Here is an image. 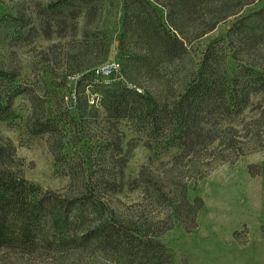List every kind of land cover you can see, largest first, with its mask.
<instances>
[{
	"label": "rangeland",
	"instance_id": "obj_1",
	"mask_svg": "<svg viewBox=\"0 0 264 264\" xmlns=\"http://www.w3.org/2000/svg\"><path fill=\"white\" fill-rule=\"evenodd\" d=\"M157 7L166 18L167 8ZM262 7L264 0H258L244 14ZM124 19V0H0V67L12 70L23 90L15 99L17 117L0 122V144L13 142L15 168L51 190L63 208L47 218L34 251L0 249V264H171L158 249L144 255L114 240L113 225L136 224L142 216L155 226L165 220L168 204L142 184L152 174L174 181L166 171L180 150L164 151L144 122L114 119L103 96L116 84L156 98L179 90L198 69L206 45L220 40L229 50L225 39L233 23L220 24L195 49L188 42L192 49L182 60L155 59L142 68L145 46L125 32ZM228 63L236 68L226 55L223 64ZM206 120L220 137L196 154L201 163L213 152L245 153L201 171L190 157L179 160L188 198L203 207L195 225L185 223L184 211L156 240L175 264H264V91L251 97L242 114L219 112ZM121 141L123 151L115 152ZM229 142L240 143L232 150ZM141 172L145 177L139 180ZM82 182L89 185L85 192L78 189ZM164 199L173 207L181 201Z\"/></svg>",
	"mask_w": 264,
	"mask_h": 264
},
{
	"label": "trees",
	"instance_id": "obj_2",
	"mask_svg": "<svg viewBox=\"0 0 264 264\" xmlns=\"http://www.w3.org/2000/svg\"><path fill=\"white\" fill-rule=\"evenodd\" d=\"M257 1L124 0L125 32H131L132 40L145 46L146 55L140 57L139 62L142 68L150 67L155 59L168 63L182 60L190 54L192 47L195 49L194 43L220 24L231 20L233 26L225 39L231 43L229 50V45H222L220 40L206 45L198 69L180 84L179 90L176 88L170 94L156 98L116 84L118 89L103 96L102 105L114 119L144 122L145 132L160 138L159 146L164 151L170 147L180 150L174 167L166 171L174 181L166 182V179L152 174V178H147L142 184L145 190L152 191L159 202L168 204L165 220L155 226L151 219L142 216L141 222L136 224H122L120 228L113 225L114 240L142 249L144 255L158 249L164 256L168 254V262L175 264L171 252L156 238L172 229L176 218L184 211L185 223L195 225L197 213L203 207L202 202H191L188 198V184L184 182L185 175L179 170L178 161L190 157L195 171H201V167H209L215 161H234L244 155L245 152H242L234 157H225L213 152V156L203 163V158L199 160L196 157V154L208 151L207 146L220 137L215 134V130L207 128L211 125L206 120L209 115L221 112L233 117L242 114L251 97L264 91V7L244 14V9ZM157 4L167 8L166 18ZM168 24L176 33L168 28ZM188 42H192V47H189ZM156 49L163 52L159 54ZM226 55L235 63L234 70L230 63L223 64ZM16 81L17 75L12 70L0 67V122L12 121L17 117L15 99L23 90L15 85ZM128 94L133 97L132 102ZM122 143L119 142L115 152L123 151ZM238 143L229 142L228 145L235 150ZM239 149L244 151L243 146ZM16 156L17 149L13 142L0 144V249L34 251L42 239L47 218L55 214V208H63L51 190L47 191L29 181L15 168ZM142 175L141 172L139 180L145 177ZM87 187L89 185L82 182L78 189L85 192ZM171 196L178 197L180 204L173 207L167 202L169 199H164ZM103 229L100 227V230ZM192 229L187 228L188 231Z\"/></svg>",
	"mask_w": 264,
	"mask_h": 264
}]
</instances>
